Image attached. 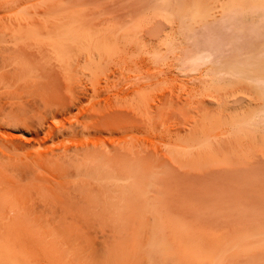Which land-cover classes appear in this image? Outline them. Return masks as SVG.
<instances>
[{
  "label": "bare ground",
  "instance_id": "obj_1",
  "mask_svg": "<svg viewBox=\"0 0 264 264\" xmlns=\"http://www.w3.org/2000/svg\"><path fill=\"white\" fill-rule=\"evenodd\" d=\"M52 3L43 2L42 17L13 15L41 40L32 50L19 41L0 48V264H225L223 248L202 237H163L160 228L156 237H117L120 225L169 219L153 207L147 173L150 157L169 151L157 140L177 133V88L133 47L122 49L139 58L107 63L113 34L51 17ZM212 51L202 55L210 63ZM242 63L235 69L252 67ZM239 248L235 240L229 249L236 259Z\"/></svg>",
  "mask_w": 264,
  "mask_h": 264
},
{
  "label": "rangeland",
  "instance_id": "obj_2",
  "mask_svg": "<svg viewBox=\"0 0 264 264\" xmlns=\"http://www.w3.org/2000/svg\"><path fill=\"white\" fill-rule=\"evenodd\" d=\"M5 1L7 5L2 4ZM5 1L0 0V48L32 42L29 48L28 44L21 47L32 50L41 40L31 37L28 30L19 31L12 19L16 14L42 17L46 0ZM52 2L51 17L61 13L75 19L77 23L67 24L78 29H108L113 34L107 63L149 57L161 65L160 75L170 87L177 88V133L172 138L164 133V140H157L169 151L163 150L161 158L148 157L151 166L147 170V189L157 203L153 207L169 219L157 224L140 221L128 229L120 225L117 237H156L155 230L160 228L163 237H202L209 249L221 246L225 264H264V0ZM10 31L19 33L11 36ZM124 33L126 41L118 38ZM125 46L141 55L126 56ZM210 51L219 60L214 62L212 55L216 67L202 56ZM30 56L28 61L37 63L38 56L33 52ZM13 58L23 61L19 54ZM243 60L252 67L244 68ZM237 61L244 67L235 69ZM50 69L48 75L54 77L50 73L57 69ZM59 74L53 81L60 80ZM105 105L101 99L100 108ZM235 240L240 245L237 259L229 250Z\"/></svg>",
  "mask_w": 264,
  "mask_h": 264
}]
</instances>
